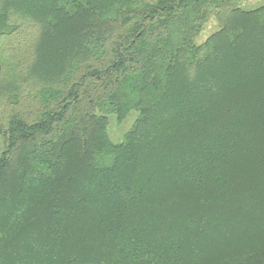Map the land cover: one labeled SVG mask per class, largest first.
<instances>
[{
    "label": "trees",
    "instance_id": "obj_1",
    "mask_svg": "<svg viewBox=\"0 0 264 264\" xmlns=\"http://www.w3.org/2000/svg\"><path fill=\"white\" fill-rule=\"evenodd\" d=\"M242 1L0 0V264H264V5Z\"/></svg>",
    "mask_w": 264,
    "mask_h": 264
},
{
    "label": "rangeland",
    "instance_id": "obj_2",
    "mask_svg": "<svg viewBox=\"0 0 264 264\" xmlns=\"http://www.w3.org/2000/svg\"><path fill=\"white\" fill-rule=\"evenodd\" d=\"M264 5V0H244L239 2L238 6L244 9H253L258 6ZM219 28L218 21L211 17L203 26L202 31L194 39L195 43H203L211 34ZM137 116V112H130L125 120L118 122L114 115L108 116L109 127L108 134L114 143H120L123 140L124 134L130 129L133 121Z\"/></svg>",
    "mask_w": 264,
    "mask_h": 264
}]
</instances>
